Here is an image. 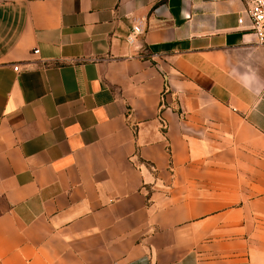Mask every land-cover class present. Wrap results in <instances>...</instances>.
Returning a JSON list of instances; mask_svg holds the SVG:
<instances>
[{
  "label": "crops",
  "instance_id": "crops-1",
  "mask_svg": "<svg viewBox=\"0 0 264 264\" xmlns=\"http://www.w3.org/2000/svg\"><path fill=\"white\" fill-rule=\"evenodd\" d=\"M248 25L244 0H0V264H264Z\"/></svg>",
  "mask_w": 264,
  "mask_h": 264
},
{
  "label": "built area",
  "instance_id": "built-area-1",
  "mask_svg": "<svg viewBox=\"0 0 264 264\" xmlns=\"http://www.w3.org/2000/svg\"><path fill=\"white\" fill-rule=\"evenodd\" d=\"M245 12L249 19V25L246 27L251 30L256 36L257 41L260 44H264V0H244ZM237 23L240 26H244V18L242 16L237 18ZM138 31V28H135ZM129 42L133 41V37L128 38ZM37 52V50H35ZM17 70L18 66H14Z\"/></svg>",
  "mask_w": 264,
  "mask_h": 264
}]
</instances>
